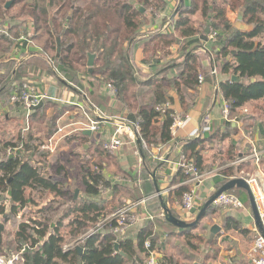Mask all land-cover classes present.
Returning <instances> with one entry per match:
<instances>
[{
  "label": "trees",
  "instance_id": "1",
  "mask_svg": "<svg viewBox=\"0 0 264 264\" xmlns=\"http://www.w3.org/2000/svg\"><path fill=\"white\" fill-rule=\"evenodd\" d=\"M8 1L0 0V28H7L8 19L21 23L7 28L8 33L0 34V51L15 54L21 49L22 41L19 42L18 37L31 32L32 39L42 41L44 50L54 54L55 65L59 66L67 85V82L78 83L85 78L92 87L96 82L113 84L123 107L121 114L140 124V145L137 142L136 148L143 158V164L140 172L134 176L135 185L128 188L107 178L105 163L101 159L91 161L92 156L81 152L77 156L84 155L83 176L78 187L84 190L85 196L75 198L67 185L68 171L60 161L53 163V157L48 159L47 152L40 149L45 143L44 139L56 129L54 123L58 114H53V122L47 131H29L27 135L21 132L14 140L2 141L0 254L17 256L16 264H145L151 251L158 254L159 264H184L186 261H196L199 256L204 261L216 258L218 250L215 241L207 244L203 235L207 230L206 222H212L213 214L221 210L215 203L208 207L197 224L180 228L183 232L181 242L185 246L180 252L166 251L168 248L163 242L167 237H162L154 223L142 228L136 240L120 239L114 232L104 229L86 238L81 245L67 247L70 245L67 241L80 237L124 206L126 200L122 195L132 194V197L141 198L157 192L153 174L156 173L158 182L157 172L164 167V163L154 158V150L160 146H176L172 144L171 127L179 113L172 104L178 103L182 108L181 114H188L196 102L201 85L200 74L203 73L208 81L216 76L212 74V66L203 64L207 55L198 51L204 42L200 34L207 23L211 24L212 29L224 32L218 39L215 53L212 52L217 75L227 76L219 82L217 94L229 103L233 119L245 122L252 118L251 114L242 115L240 109L250 101L264 99V0L229 2L232 8L244 12V22L252 25L249 31H242L233 25L224 4L209 3L208 0H184L174 20L176 36L159 32L142 39L146 53L143 62L146 64L152 63L154 58L152 66H157L160 60L171 55L170 47L174 44L178 45L179 53L178 57H172L160 68L154 69V74L145 79L142 77L144 73L138 71L132 59L133 46L140 35L139 18L147 15L153 6L166 7L164 0H13L7 7ZM198 10H201L205 23L196 28L192 16ZM159 51L162 53L159 54ZM89 54H95L93 72L88 67ZM31 61L19 65L11 79L15 61L0 63V67L5 69L0 77V100L3 103L9 102L12 92L25 77H29ZM41 66L54 73L52 66L48 67L46 63H41ZM233 75L239 79L233 80ZM85 94L90 103L97 106L100 95L90 89ZM168 101L170 107L162 111L160 107ZM48 106L46 104L35 109L36 121L45 120ZM236 131L238 128L231 122L223 128L211 127L194 138L178 139L176 144L181 147L180 159L195 165L203 174L212 170L216 163L225 166L250 155L252 149L244 151L238 147V140L233 138ZM228 138L223 146L210 153L209 148L213 143L220 144ZM101 149L97 147L99 154ZM249 165L246 162L223 168L224 179L219 180L220 186L233 177L250 174ZM188 177L179 169L172 182L180 184ZM191 188L192 185H180L165 203L177 201L182 205L184 194ZM103 189L109 190L106 192H110L111 196H104ZM48 194H53L54 199L41 206ZM61 208L64 209L61 211ZM170 211L174 217L182 219L173 208ZM57 212L60 213L53 220L51 214ZM10 221L16 225L11 232L7 231ZM112 225H116L115 220ZM161 227L167 236L175 234L178 228L169 221ZM148 242L150 248L146 247ZM115 243H119L124 254L115 250ZM79 246L82 247L81 251L78 250ZM203 246L207 247L206 254L200 251Z\"/></svg>",
  "mask_w": 264,
  "mask_h": 264
},
{
  "label": "crops",
  "instance_id": "2",
  "mask_svg": "<svg viewBox=\"0 0 264 264\" xmlns=\"http://www.w3.org/2000/svg\"><path fill=\"white\" fill-rule=\"evenodd\" d=\"M167 5L165 8L157 12V14L153 15L152 11L155 10L149 9L148 14L142 15L139 18L140 22V35L137 37V41L133 46L132 50V59L135 62L138 71L144 73L142 77L145 79L147 76L154 74V69L160 68L161 65L166 63L172 57H178V45L174 44L170 47L171 55L160 60L157 66H152L154 62V58H152V63L146 64L143 60L146 57V53L144 52V48L142 45V39L148 35H154L157 33H163L165 35L176 36L177 32L175 30V22L174 21L179 13V9L183 4L184 0H164ZM202 2L203 0H198ZM209 3L214 4H224L227 8V17L233 23L236 28H239L242 31H249L252 29V25H249L244 22V12L237 8H232L229 5L230 0H208ZM145 13V10L143 11ZM240 13H242V18H240ZM193 21L195 23V27L199 28V25L203 22L204 17L201 13V10H198L193 16ZM237 18V22H234V18ZM172 20V27H168V20ZM21 21L16 19H8L6 21V25L9 27L18 26ZM21 28V27H20ZM22 33V32H21ZM31 32L28 35L21 34L18 37V41L21 42V49L17 50L13 57L10 60L15 61V66L13 69V73L10 76V79L13 78L17 67L24 62L31 61V65L28 67V70L31 71L29 76H31L38 86L39 90L44 93L45 97L42 100V105L48 104V110L45 115V119H48L53 108L56 109L55 114H58V118L55 121V128L53 133H56L57 129L61 126L65 127L66 137L61 141L58 145V150L56 154L66 153L67 159L66 162H61L64 166L65 170L68 171L67 177V185L69 190L75 197V190L79 189L78 197L85 196V192L82 188L75 186V183L72 184V173L74 170L73 160L78 158L77 162L83 163V156L80 155L81 152L89 153L92 151L93 154H96L94 157H97L98 151L97 147L100 150L102 148V144L99 141L108 140L113 131L118 127V117H124L123 114H116L121 111L118 102V98L110 92L108 88V83L104 82H96L95 86H90V91L97 93L100 95V99L97 101L96 108L99 111H102L106 117L105 119H101L98 116L92 115V117L96 118L100 122V130L98 132L92 133V135L83 134L80 131L87 129L83 127V122H87L86 114L84 110L80 108V104H86L87 102L84 98L77 92H73L70 90L69 86L66 84V78L63 73L60 71L59 66H56L55 63L52 65L49 61H47L48 56H52L50 52H46L42 46V41H38L31 38ZM195 37V36H194ZM205 42V41H204ZM206 50H203L201 47H198V51L207 55V57L203 60V64L205 66L211 67L213 70V58L211 57V52L213 51V45L209 42H205V46H203ZM159 54L162 52L159 51ZM1 55V54H0ZM9 56V55H8ZM157 56L156 58H158ZM6 57L3 56L0 58V63L4 61ZM8 58V57H7ZM155 58V59H156ZM9 59L5 60L8 61ZM41 63H46L48 67L56 66L57 70H54V73L49 71L46 66H41ZM5 73V69L0 67V77ZM34 73L35 75H33ZM203 74V73H202ZM205 76V75H204ZM24 78V77H23ZM26 78V77H25ZM205 78V77H204ZM227 76L218 74L216 76H212L208 81L205 79L203 85L198 90V94L196 97L195 105L189 110V120L185 125L180 127L177 131L175 138L172 141V144L175 143L176 146L172 148L169 146H160L154 150V158L158 159L161 163H164V167L160 169L158 174V184L161 190H163V199L164 202H167L166 199L170 194L173 193V190L178 188L180 184L174 183L175 176L177 174L178 166L177 162L181 158V147L176 144L178 139H189L198 136L199 131H202L203 126H210L212 128L224 127L225 125L232 122L233 126L238 128V131L233 134V138L238 140L237 145L241 150L252 149L254 146H257L261 151V160L259 163H256L253 159H246L240 161L244 157L238 159L235 162H229L225 166H219L217 163L211 168L212 170L206 171L207 174L200 184L198 185V191L202 197V203L196 208L195 212H190V215H185L183 213V209L179 202L174 201L173 203H167L168 208H173L178 214H180L182 219L185 221L196 220L198 213L204 207L203 204L207 202V200L214 195V193L221 187L219 180H223V174L221 170L228 166H238L246 162L250 163L251 166L250 172L253 173L256 177H258L261 183L264 185V99L250 101L244 108L240 109V113L242 115L251 114L252 118L249 121L243 122L240 119H233L230 116V119H225L222 116V106L224 104V100L220 98L217 94V89L219 82L223 79H226ZM64 80H66L64 82ZM247 81V80H245ZM79 106H78V104ZM174 110L177 113L182 112V108L178 103L172 104ZM39 108V107H38ZM107 111V113L105 111ZM36 111L32 112L30 116L23 108H19V106L12 105L8 102V105L3 103L0 100V144L2 145V141L14 140L16 137L23 132L26 134L27 131H39L40 129L36 128ZM250 115V116H251ZM35 116V118H34ZM19 119L18 122L13 124V121ZM23 121L26 124H29L30 130L27 129L26 125L23 126ZM53 122V120H52ZM51 122V123H52ZM50 123V124H51ZM13 124V125H12ZM49 125L43 127V131H47ZM17 131V132H15ZM50 135V136H51ZM49 136V137H50ZM126 143L124 147L116 152L115 155L111 157V159L115 160L118 164H121V174L120 172H109L108 165L105 163L104 173L108 179H111L114 183L123 185L124 187L131 188L135 185L134 176L136 177L137 173L140 172L143 164V158L140 155L139 151L136 148V144L138 142L130 139L127 134L125 136ZM231 138V137H230ZM47 138L44 139L46 141ZM229 138L223 143H213L211 145L210 153L218 150V147L223 146ZM82 147L84 150H81ZM101 147V148H100ZM131 148L133 150H131ZM102 150V149H101ZM125 150V152H123ZM209 151V150H207ZM133 152L135 155H132ZM128 153L129 158L133 157L132 162H125V155ZM209 153V152H207ZM74 156V157H73ZM124 156V157H123ZM246 158V157H245ZM120 159H124V161L120 162ZM165 159V161L163 160ZM72 163V164H71ZM132 166V167H131ZM244 167H247L246 165ZM168 170V171H166ZM52 171V170H51ZM249 172V173H250ZM125 175L129 177V180H126ZM234 178V177H233ZM75 182L80 183V178L76 177ZM167 191L164 193V191ZM229 193L237 194L242 201L244 202V207L239 209H231L222 207L220 212L213 214L212 222H208L206 226V231L203 235L206 237L207 242L210 235V228L214 224H219L222 229L220 233H218L214 239L215 246L218 250V255L216 258H213L208 261H204L200 258H197L193 264H219L220 262H228V264H252V255L254 249V241L256 235L259 234V230L255 223L253 208L248 196V193L239 187H235L229 191ZM35 197V191H34ZM125 198L126 203L130 200V197L127 195H122ZM147 199V202L143 205H139L134 212L137 214V220L127 227L122 233L119 234L120 239H131L136 240L139 231L142 228H146L150 226V223H154L156 230L163 234L162 237L166 238L163 243L167 245L166 251L168 253H172L175 251L176 245H182L184 247V243L181 242V235L183 232L180 228L175 229V234L168 235L162 229L161 225L166 222L164 216L162 201L161 199L153 198L151 194L148 196H143ZM39 200V198H35ZM46 199V201H45ZM44 199L45 202H41V206L46 205L51 200L54 199L53 194H48ZM125 203V204H126ZM218 206V205H217ZM64 209V208H61ZM58 214L60 212H57ZM169 228H171L169 226ZM174 230V229H173ZM202 234V233H201ZM173 242V245L169 244ZM211 244V243H207ZM170 245V246H169ZM201 253L206 254L207 247L203 246L200 249ZM191 261H186L184 264H189Z\"/></svg>",
  "mask_w": 264,
  "mask_h": 264
},
{
  "label": "built area",
  "instance_id": "3",
  "mask_svg": "<svg viewBox=\"0 0 264 264\" xmlns=\"http://www.w3.org/2000/svg\"><path fill=\"white\" fill-rule=\"evenodd\" d=\"M168 27H172V20L169 19L167 23ZM8 33L7 28H0V34ZM221 34L216 30L211 28V32L208 35V39L211 42H216ZM56 71L57 68H55ZM212 74H216V68L212 70ZM200 84L203 85L205 78L203 75L199 76ZM108 88L112 94H116V87L113 84H108ZM45 97L44 93H42L38 86L33 82L32 84L28 83L27 81H23L20 85H18L17 89L14 91L11 103L18 104L20 106L26 107L28 116L37 108L40 103L42 102L43 98ZM78 104V103H77ZM79 106V104H78ZM170 107V102H166L160 109L162 111L167 110ZM80 108L84 110L86 114L87 122H83V127L87 129H91L92 133L98 132L100 130V122L92 117L98 116L101 119H105V114L98 109L92 110L91 113L85 111V107L80 104ZM230 105L227 101L224 102L222 106V115L225 119H230ZM92 114V115H91ZM118 121V127L113 131L111 137L108 140L99 141L103 144V148L110 152L116 153L120 151L125 143H126V134L127 136L134 140H138V132L140 130L139 122L131 121L126 116L116 118ZM189 120V114L182 115L181 113L175 116L174 123L171 127L172 137L175 138L177 131L180 127L185 125ZM210 126H203V130L199 131V135H203L206 131L210 130ZM65 127L61 126L57 129L56 133L51 135L45 143L42 145V148L49 149L51 152H55L58 148L59 143L63 138L66 137ZM246 157V158H245ZM240 161L246 159H253L256 163H259L261 160V151L258 149L257 146L252 148V152L250 155L245 156ZM165 161V159H163ZM178 169L183 170L185 174L189 177L180 183V185L187 184L192 185L190 191L186 192L183 196V201L181 208L183 209V213L187 216L190 215V212L193 209H196L202 203V197L198 191V185L202 181V179L207 175L206 173L201 174L198 168L193 164H188L185 160L180 159L177 162ZM240 177H244L247 182L249 183L253 195L255 197V201L257 204V208L260 214V217L264 224V185L261 183L260 179L256 176H251L250 174H242ZM167 191L165 190L164 193ZM163 195V191L158 193L159 195ZM146 198L137 200V201H128L126 205L122 208L114 212L113 214L106 217L104 222L97 223L86 235L81 238V243L88 237L99 233L100 231H104V228L109 229L110 231L114 232L116 235L119 236L124 230V227L127 224H132L137 220V217L134 216V210L139 206L146 203ZM215 204L220 205L222 207L231 208V209H239L244 207V202L242 199L233 193L224 192L216 199ZM116 221V225H112V221ZM80 243L70 244L67 247H74L79 245ZM151 244L148 242L146 243V247L150 248ZM18 260L17 256H6L0 254V264H16ZM145 264H159V256L155 251H151L149 256L147 257ZM219 264H228V262H220ZM252 264H264V235L260 232L256 235L254 241V249L252 255Z\"/></svg>",
  "mask_w": 264,
  "mask_h": 264
},
{
  "label": "rangeland",
  "instance_id": "4",
  "mask_svg": "<svg viewBox=\"0 0 264 264\" xmlns=\"http://www.w3.org/2000/svg\"><path fill=\"white\" fill-rule=\"evenodd\" d=\"M163 8H165V7H163ZM152 9L153 10H155V12H153L152 11ZM160 10H162L161 8H158V7H155V6H153L152 8H151V11H152V13H153V15H155V14H157V12H159ZM203 22L205 23V19L203 20ZM202 22V23H203ZM234 22L236 23L237 22V18L235 17L234 18ZM208 24V23H207ZM206 24V25H207ZM6 27L9 29L10 27L8 26V25H6ZM212 28V27H211ZM141 29V28H140ZM222 36L224 35V32L223 31H220V30H218V29H216ZM141 32V31H140ZM204 33V31L200 34V35H202ZM141 34V33H140ZM24 36H25V34H23ZM220 35V36H221ZM220 36H219V38H220ZM221 36V37H222ZM218 38V39H219ZM206 42V41H205ZM205 42H203V44H202V46H199V47H201L203 50H206L205 48H203V46H205ZM207 42H209L210 43V41H209V39H208V41ZM217 43H218V40L216 41V42H211V44L213 45V53H215V51H216V46H217ZM212 52H211V57H212ZM0 58H2L3 56H5L6 58L4 59V61H2V62H5V60H7V59H11L12 57H13V55H9L8 56V53L6 54V52H4V53H2L1 51H0ZM8 57V58H7ZM47 61H49L50 62V64H54L55 63V59H53V56H48L47 57ZM53 67V69L55 70V68H56V66H52ZM49 70V69H48ZM33 75H35L34 73H32ZM200 75H203L204 76V74H200ZM213 75H217V71H216V74H213ZM23 81H27L28 83H30V84H32L33 82H34V80H33V78L31 77V76H29V77H26L25 78V80H23ZM35 83V82H34ZM68 83V86H69V88H70V90H72L73 92L75 91L76 93L78 92L83 98H86V104L84 105V104H82L83 105V107H85V111L86 112H88V113H91V109L90 108H92V110H96V109H98V108H96V106H94V105H92L91 103H90V101H89V99L87 98V96H86V90H89L90 89V85H89V83H88V80L85 78L84 80H81V82L79 81L78 83L77 82H67ZM110 84V83H109ZM20 85V84H19ZM200 87H201V85H200ZM117 92V91H116ZM13 93H14V91L12 92V94L10 95V97H9V103L10 104H12V105H16V106H19V108H21V109H25L26 110V112H27V108L26 107H24V106H20V105H18V104H13V103H11V98H12V95H13ZM117 94V93H116ZM116 94H114V96H116ZM117 97V96H116ZM5 104L6 105H8V102H5ZM41 104V103H40ZM118 104H119V106H120V108L122 107V105L120 104V102H118ZM123 108V107H122ZM36 109V108H35ZM35 109H34V111H35ZM47 110L48 109H46L45 110V113H47ZM99 110V109H98ZM33 111V112H34ZM105 111V110H104ZM55 112H56V109L55 108H53L52 109V111H51V113H50V115L48 116V119H45L44 121H37V123H36V128L37 129H40L39 131H42L43 132V127H45L46 125H50V123L52 122V119H53V114H55ZM106 113H107V111H105ZM123 112V109L121 110V111H119V112H117L116 114H120L121 115V113ZM92 115V114H91ZM223 116V115H222ZM19 121V119H17L16 121H13V124H15L16 122H18ZM12 124V125H13ZM25 125H26V127H27V129H29L30 130V127H29V124L27 123L26 124V122L24 123V121H23V126L25 127ZM15 132H17V131H15ZM29 133V131H27L26 132V135ZM66 133V132H65ZM49 138V137H48ZM47 138V139H48ZM46 139V140H47ZM64 139V138H63ZM63 139L61 140V141H63ZM1 144H0V156H3V151H2V149H1ZM81 148V150H84L82 147H80ZM40 149H42L43 151H46L47 152V154L48 155H46V157L48 158V159H51V157H53V163L54 162H56L57 160L58 161H60V162H66L65 160L67 159V155L68 154H66V153H59V154H56L57 153V150L58 149H56L55 150V152H51L49 149H44V148H41L40 147ZM131 150H133L132 148H131ZM123 152H125V150L123 151ZM116 153H110V152H108V151H106L104 148H103V144H102V151H101V154H99L98 153V155H97V157H94L96 154H93L92 153V151L91 152H89L87 155H89V156H92L93 158V160L91 159V161H97V160H100L101 159V161H103L104 163H106L107 165H108V170H109V172H120V174L122 173L121 172V169H120V165L121 164H119V166H118V164L115 162V160H113V159H111V157L113 156V155H115ZM131 154L132 155H135L133 152H131ZM136 156V155H135ZM74 157V156H73ZM102 157V158H101ZM124 157V156H123ZM78 161V158H76L75 157V159L73 160V165H74V170H73V173H72V177H73V179H72V184H74L75 183V186H79L78 184V182L76 181L75 182V178L76 177H78V178H80V182H81V179H82V176H83V163H80V162H77ZM123 162L124 161V159L122 160V159H120V162ZM132 162L133 161V157L132 158H129V155H128V153H126V155H125V162ZM72 164V163H71ZM96 165H94V167H95ZM106 166V165H105ZM132 167V166H131ZM250 175L251 176H255L253 173H250ZM129 177H130V175H129ZM129 177H126L125 176V178H126V180H129ZM132 180H134V179H132ZM242 189V188H241ZM106 191H109V190H106V189H103L102 190V194L105 196H107V197H109V196H111L109 193L107 194V192ZM161 191H163V190H161ZM37 193V192H36ZM122 194H124V193H122ZM122 194H120V195H122ZM237 194L238 195H240V193L239 192H237ZM129 196H131L130 197V200L129 201H137V200H140V199H143L144 197H141V198H136V197H132L133 195L131 194V195H129ZM149 196V195H148ZM151 196H153V198H155L156 200H157V198H158V192H155L154 194H152ZM147 200V199H146ZM45 201H46V199H45ZM44 200L42 201V203L43 202H45ZM147 202V201H146ZM124 205H126V204H124ZM123 207V206H122ZM121 207V208H122ZM120 209V208H119ZM118 209V210H119ZM63 209H61V211H62ZM117 211V210H116ZM115 211V212H116ZM136 211V209L134 210V212ZM111 214V213H110ZM109 214V215H110ZM36 215H38V214H36ZM52 216H53V220H55V219H57V217H58V213H55V214H51ZM108 215V216H109ZM134 216H136L137 217V214H135L134 213ZM162 216H164V215H162ZM106 220V218L105 219H103L102 221H100V222H104ZM14 222V221H13ZM12 221H10V223L8 222L7 223V231H9V232H11V231H13L16 227V225H14V223H13ZM208 222H210V221H207L206 222V224H208ZM128 226H130V224H127L125 227H124V229L123 230H126L127 229V227ZM107 227H105L104 229H106ZM89 230H91V228L89 229ZM89 230L87 231V232H89ZM87 232H85L84 234H82L80 237H75V238H69V240L67 241L68 242V244H76V243H81V238L87 233ZM79 245H81V244H79ZM173 245V242L171 243V246ZM185 247V246H184ZM182 249H183V247H182V245L180 244H178V245H176L175 246V251L176 252H180V251H182ZM185 250L187 251V248H185ZM6 255V254H5ZM179 255V254H178ZM6 256H14V255H6ZM180 256V255H179ZM181 257V256H180ZM182 258V257H181ZM181 260H183V258L181 259ZM197 260V259H196ZM198 261V260H197ZM193 262L194 261H191V262H189V264H193ZM186 263V262H185Z\"/></svg>",
  "mask_w": 264,
  "mask_h": 264
},
{
  "label": "water",
  "instance_id": "5",
  "mask_svg": "<svg viewBox=\"0 0 264 264\" xmlns=\"http://www.w3.org/2000/svg\"><path fill=\"white\" fill-rule=\"evenodd\" d=\"M13 0H10L7 2L6 6H10V4L12 3ZM141 10H143L141 7H139ZM240 18H242V13H240ZM211 32V24L208 23L204 29V33L201 35V38L204 40V41H208V35L209 33ZM94 60H95V54H89V59H88V67H89V71L90 72H93L94 69H93V66H94ZM215 67H213L214 69ZM232 79L233 80H238V76H235L233 75L232 76ZM252 81H255L254 78H252ZM42 105V103L38 106L40 107ZM37 107V108H38ZM81 133L83 134H88V135H92V131L91 129H84L82 131H80ZM138 143L140 145V140H138ZM153 179H154V182L156 184V187H157V192L159 193L161 191L160 187L158 186V182H157V179H156V173L154 172L153 174ZM235 187H239V188H242L244 189L247 193H248V196H249V199H250V202H251V205H252V208H253V213H254V218H255V223H256V226L259 230V232L264 235V224H263V221L260 217V214H259V211H258V208H257V204H256V201H255V197L253 195V192L251 190V187L249 185V183L247 182V180L244 178V177H234V178H231L230 180H228L226 183H224L222 185V187H220L215 193L214 195H212L208 200L207 202L205 203L204 207L200 210V212L198 213L197 215V218L194 222H187L183 219H179V218H176L174 217V215L172 214V212L170 211V209L168 208L167 204L163 201V196L160 194L159 195V198L161 199V203H162V208H163V212H164V217L166 219V221H169L171 222L173 225H175L176 227L178 228H185V227H191V226H194L195 224H197V222L200 220V218L203 216V214L205 213V211L208 209V207L212 204L215 203L216 199L219 197V195H221L222 193L226 192V191H229ZM78 194H79V189H76L75 190V198L78 197ZM196 209H193L192 212H195ZM222 227L219 225V224H214L211 226L210 228V235H209V239H208V242L209 243H212L216 237V235L218 233H220ZM78 250L81 251L82 250V247H78ZM115 250L120 252L121 254H124L121 250H120V245L119 243H115ZM195 264H198V263H195Z\"/></svg>",
  "mask_w": 264,
  "mask_h": 264
}]
</instances>
